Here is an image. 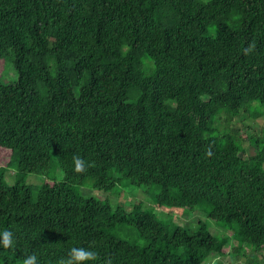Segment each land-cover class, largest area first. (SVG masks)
I'll use <instances>...</instances> for the list:
<instances>
[{"label": "trees", "instance_id": "trees-1", "mask_svg": "<svg viewBox=\"0 0 264 264\" xmlns=\"http://www.w3.org/2000/svg\"><path fill=\"white\" fill-rule=\"evenodd\" d=\"M5 60L0 264H60L73 246L97 252L85 264H264V129L234 124L264 116V0H0ZM51 162L63 175L34 196L27 176ZM122 179L156 185L154 206L80 192ZM155 207L202 218L164 222Z\"/></svg>", "mask_w": 264, "mask_h": 264}, {"label": "rangeland", "instance_id": "rangeland-1", "mask_svg": "<svg viewBox=\"0 0 264 264\" xmlns=\"http://www.w3.org/2000/svg\"><path fill=\"white\" fill-rule=\"evenodd\" d=\"M4 64V65H3ZM4 68V73L1 76V79L3 82L8 83L10 81L15 80V74L14 70L12 69V66L10 62L5 60V62H0V71L3 70ZM246 115H241L237 118L234 119V124L238 129H241L242 134H246L244 128L245 126H251L252 129H254L256 132H259L261 129H264V116L257 118V119H252V118H246ZM246 146V147H245ZM256 153V146L252 144L251 142L249 144H244V153L243 157L247 158ZM264 168V165H263ZM15 164H12L10 168H7L5 171V182L8 185H12L14 183V173L15 171ZM57 170V172H56ZM55 171V173H54ZM63 173L61 170L56 166L54 162H51L49 169L44 173V174H29L27 176L26 182L27 184L32 186V189L34 190L32 193L35 196L37 193V190L39 186L45 181L46 178L49 177H55L56 179H59L62 177ZM86 184L89 185V187H81L80 192L83 196H96L98 199H103L105 200L106 198H109L111 203L113 204V199L114 202H122L125 206L126 209L129 211L131 209V206L135 200H142L144 202V205H150L154 206L153 201H154V196L157 194L159 191L158 187L156 185L153 186H141V187H131L127 184L126 179H122L120 181L119 189L115 193H105L102 191H97L93 188L90 187V181H86ZM84 188V189H83ZM118 196V198H117ZM159 214V216L165 217L161 218L164 222H167L172 218L171 221L175 223H190L192 225H195V222L197 219H201L202 216L198 212H187L186 214H182L180 212L185 213L184 211L180 209H172L174 211H169L166 210L165 208H158L155 207ZM160 211H163L162 213H159ZM180 211V212H179ZM211 231H214L215 233H221L224 235H229L231 237L230 232H226L222 227L220 228H213L211 227ZM230 244H232V240L229 239ZM247 255V254H246ZM218 261L221 262V264H247V259L245 258V255L242 254L239 259L234 260L230 255L225 256L219 260L216 258L214 259H208L205 264H215Z\"/></svg>", "mask_w": 264, "mask_h": 264}, {"label": "clouds", "instance_id": "clouds-1", "mask_svg": "<svg viewBox=\"0 0 264 264\" xmlns=\"http://www.w3.org/2000/svg\"><path fill=\"white\" fill-rule=\"evenodd\" d=\"M74 171L83 172L88 167V161L80 155L73 156ZM13 243V233L10 229L0 230V245L9 247ZM97 252L92 248L73 246L68 255L61 259L60 264H85L87 261L95 260ZM23 264H38V257L35 253L26 256Z\"/></svg>", "mask_w": 264, "mask_h": 264}]
</instances>
